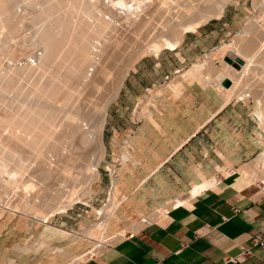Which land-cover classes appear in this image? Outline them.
Masks as SVG:
<instances>
[{"label": "crops", "instance_id": "0c3cea01", "mask_svg": "<svg viewBox=\"0 0 264 264\" xmlns=\"http://www.w3.org/2000/svg\"><path fill=\"white\" fill-rule=\"evenodd\" d=\"M166 49L129 70L108 107L104 142L135 214L173 206L80 264H264V244L253 242L264 237L263 186L237 171L264 149L255 101L226 102L207 79L216 71L186 68L196 52L187 37ZM123 141L134 164L113 161ZM211 177L214 184L192 195Z\"/></svg>", "mask_w": 264, "mask_h": 264}, {"label": "bare ground", "instance_id": "6f19581e", "mask_svg": "<svg viewBox=\"0 0 264 264\" xmlns=\"http://www.w3.org/2000/svg\"><path fill=\"white\" fill-rule=\"evenodd\" d=\"M14 1L15 0H0L1 38L5 35L6 37L8 38L10 37L12 39L14 37L13 34H15L18 30L17 21L14 20L12 15L9 13L10 7ZM144 1L147 2V0H112V3L113 5L126 8L128 10V15H131L144 7V4L146 3ZM213 1L216 3L212 6L213 8L209 6L211 8L210 12H207L209 14L205 13L206 16H202V17L199 16L195 21L183 23L179 25L178 28L172 27L171 36H166L164 33H161L162 31H159V33H156L155 35L150 36L149 34L146 36L147 38H145L144 40L145 42L143 46L140 49H138V52L130 61V63L124 66V70L119 77L118 84L117 85L113 84L112 92L108 93L109 98L108 97L106 98L107 101L104 98L105 99V100L103 99L104 103L101 102L102 104H99V103H95L94 100L91 99L92 105L91 103L89 105H91L92 109L98 111L101 115V118L99 120V125L96 128L90 129L89 127H83V124L81 125V123L77 124L79 120H77L75 117L78 118L77 115L81 114L82 113L81 111H80L81 113L79 114L74 113L76 116H74V114L69 115L70 113L68 114L69 116L67 115L68 121L70 120V122L64 124H68L69 128L72 126L71 122L73 123V125L75 124L74 122H76V124L78 125L77 127V125L75 124L78 130H76L75 128L72 129L73 132L77 131L79 133V135L77 136L78 137L77 139L79 141L77 142L84 143L85 141H88V144L93 145L90 153L91 156L89 157V160L86 163H84V168L82 169V171H79V173L78 172L75 173L78 174V176H76L72 171L74 169L69 170V168L63 165V167L65 168L63 169V171L61 170L62 177H56L55 179L56 182H54L55 184L52 183L53 185L49 186L48 185L49 183L47 185H43V187L46 190H50V193H52L51 191H53L54 194L53 193L52 194L55 197L53 202H46L47 205L46 207H43V204L46 200L37 194L38 184L37 185L35 184L36 181L33 182V180L28 179L29 177L25 178V173L27 172L26 171L27 159L22 158V154L17 151V148L26 145L30 148L33 156L35 157L41 156L42 151L40 149V145L41 143H44L52 133V132L50 133V130L48 129L49 128L51 129L52 121L50 120V118H52L53 115H55L56 110L50 111L48 114V107L41 105V106H36L35 108L27 109L24 112L22 111V113H19L20 111L19 112L17 111L18 112L16 113L17 115L15 113L7 114L1 111L2 113H0V216L3 217L4 214L7 213L6 215L8 216L7 217L8 219L9 217L12 218L11 216H21L24 219H30L36 222L47 223L51 215H53L56 212L63 213L67 211V209L71 207V205L80 201L81 198L85 196L84 194L89 193L92 190L93 184L99 180V176H100L98 165L105 158V154H106L105 145L103 142V129L106 122L108 103H110V101H113V99L116 98L119 89L122 85V82L125 76L127 75L130 67L143 55L145 56L146 54L158 52L163 48H170V49L175 48L178 44L181 43L184 34H186V32L192 31L194 28H196L201 24L203 25V23L209 21L208 19H210L213 16L216 17L221 16L223 14L225 5L229 0H158V5L154 9H152L151 12L149 13L150 16L147 21L149 24L153 22H160L163 27L165 26L170 27V26H174V24H180L181 20H183V18H186L187 15L197 10L200 4L203 3L207 4ZM256 1L258 2L259 5L257 6V8L254 9V13L251 17L245 18L243 20L240 33L237 34L236 39H231L230 41L222 42L219 46L214 47L209 54H204L202 56L204 57L202 61L200 60L189 66V69H193V70H202V69L207 70L211 68L210 67L211 59H213L215 55L216 56L218 55L219 58H221V62L223 65L221 69L216 71L217 73L216 78L210 76L207 77V79L209 81H214L216 83L217 88H219L222 91L221 94H223V97L226 102H229L233 98L244 99V98H249L251 96L250 89L252 85L250 83H247V81H245L244 78L253 74L254 70L256 71V74L258 72L260 73L259 75L257 74L256 76V80L258 81L255 82V86L256 83H259L261 85L260 86L261 90H259L261 91V94L258 95L259 96L258 99L259 101L263 99L262 96L264 95V0L263 3H261L262 0H256ZM97 3L98 0H53L47 6H44L41 9H39L40 13L45 14V17L48 18V20L46 21L47 23H45V25L39 26L40 28L38 27L39 29H37L38 30L36 31L37 33L35 32V34H33V36H31L30 39L27 40L28 42L24 41L23 43L27 45L29 44L30 45L29 47H31L32 44L33 47L34 45L36 46L40 44L43 48V57L41 58L40 63L35 67L14 66V67L6 68L4 66L5 69L2 70V68H4L2 66L1 68L2 72L0 70V81L2 80L1 82H4L2 84L3 86L2 89L5 91L6 89L9 90L10 86L16 88L17 87L16 84H18L19 82L15 84V80L18 81L21 77H24L29 80V78H31L34 74L36 75V73H37L36 78H38V76H42V73H44L43 72L44 69L46 70V67H48L58 57V55L61 52V49L66 44L69 47H68V51L65 53L64 56L69 57L68 58L69 65H68V69L66 70L65 77L67 79L76 77L79 74V71H81L83 65L85 66V64L91 61V50H92V43L94 40L88 38L89 30H93L98 33L104 27L110 25V23L107 22L102 16H98L95 13V10L98 6ZM88 5L92 6L93 11L91 12V14L88 12L89 14H86V18L88 20L90 18H93L92 23L87 22V20H85V18L79 14L81 12H86ZM60 10H61L60 13L53 15L55 12ZM74 11L76 12L75 14H73ZM158 12H161L159 13L161 14L159 15V17H157L158 15H156ZM77 14L79 15L77 16ZM139 17H141V15H139ZM161 17H163V19H161ZM135 23L136 25H141V22L139 21ZM11 39H9V41H11ZM3 40L1 39V41ZM12 40L14 41L11 43H14L15 38H13ZM15 47L16 49H21V50L25 49L23 44L17 46L15 45ZM13 51H15V49L10 51V54L11 53L13 54ZM208 55L210 57L205 58ZM11 56L13 57L14 55ZM229 56L233 60L236 57L241 58L243 60V63L240 65L239 68H236L231 63L227 62L224 59V58H228ZM98 72L101 74V77L109 78L110 71L107 70L106 66H103L102 69ZM197 79L198 78H196V80ZM226 79L230 81V84L228 86H225L223 84V81ZM92 80L90 81L91 83L89 85L93 84L94 87H96L97 89L103 85V84L100 85V83L102 82L101 80H100L101 82H99L98 84H97V81H99L98 79L97 80L95 79L96 81L93 80V83ZM20 81L23 82V79ZM13 82L14 84L12 85ZM83 83L86 84L85 82ZM19 85L21 84L19 83ZM42 86L43 87L40 89V91L41 93H44L45 90H47V88L49 87V85L48 83H46L43 84ZM28 87H32V86H28ZM28 87L25 88L27 89ZM22 88L23 87L19 89L18 86L17 91L14 89L13 91L14 92L16 91L15 94L17 93L18 96V92L19 91L21 92ZM58 89L59 87L57 85L53 86L50 90V96L55 95ZM100 89H102V87ZM155 90L157 91V89ZM10 92L12 93V89L11 91L9 90L8 93ZM71 92H72L71 89L70 90L68 89V91H66L65 94L63 95L60 103L62 104L66 103L68 101V97ZM1 94L3 95V93ZM151 94L153 95V92H151ZM144 101L141 100V102L139 103L144 104L145 107V104L148 101L147 97L146 99H144ZM142 106L143 105H141V109L137 111L138 114H141L140 116L147 114V110L145 108L143 109ZM256 114L258 115L262 124H264V111L259 109L256 111ZM80 118L81 117L79 116L78 119ZM53 119L54 118H52V120ZM80 128L81 130H79ZM85 128L86 129L89 128V131H86ZM5 130L7 131L5 132ZM59 131L58 134L60 133ZM62 132L64 133L63 130ZM77 132L75 133L78 134ZM66 133L68 134L69 131L63 134L65 135V138H67ZM69 136L72 135L69 134ZM56 137L57 138H55V140L58 139V141L56 140L57 143L55 142L54 143L57 144L56 145L57 148L61 145L59 147V149H61V152L56 150V152L54 153L52 151L55 154L54 155L55 159H51V158L48 159L47 163L49 164H51L52 161H55L54 163L56 164V162L60 160L61 156L64 157L65 154L68 151H70L71 146L69 147V142H70L69 140H71L72 137L69 140L66 139L69 142L68 141L64 142L65 139L62 140L63 139L62 138L61 139V142L63 141L62 143L59 140V138L61 137H58L57 135ZM58 142H60L61 144ZM55 144L53 145L52 143L54 147H56ZM127 146L125 147L127 148ZM76 147L78 146H75V150ZM125 147L123 148V152L119 156L118 161L120 163L123 162L125 163L126 160L130 159V161L133 162V159L131 160V153L127 151L128 149L125 150L126 149ZM258 155H260L258 160L256 159L252 162L249 161L239 166L237 168V171L245 175L251 181L253 180V182L254 181L257 182V180L260 181L262 186L264 187V149ZM135 160L136 159H134V161ZM42 162L43 161H40L39 164L37 162L38 164L37 166H41L40 168H42V164H43ZM69 162L71 163L72 161L70 160ZM229 164H227V166ZM48 167L49 165L46 166L45 170ZM40 168L39 170H41V172L39 170L38 171L43 174L42 177L52 174V172H50L49 170H48L49 172H47L43 170V168L42 169ZM37 169L38 167L36 168V171ZM76 171L77 170H75V172ZM115 171L116 169L111 170V174H110L111 186L108 191V196L106 197L107 202L102 207L97 209V213L100 215V221L93 224L89 228L86 229L84 228L81 233L82 236L85 237L88 236V238L89 237L93 238L95 240L94 242L97 243L94 244L95 245L94 248L89 250L90 251L89 253H91V255L96 254L97 252H100L102 249L111 245L112 241H111L110 232H108V228L112 222H116V220H119V218H121V216L123 215L122 212L124 210L122 212L120 211L122 210L128 198L126 197V195L119 194V190H118L119 179L117 178ZM219 171L224 175L228 174L227 170H224L223 168H220ZM42 174L39 175L40 178ZM79 174H81L82 177L79 176ZM58 176H60V174ZM45 178L47 179V177ZM45 178L42 179V182L44 181L43 183H46L45 181L48 180V179L46 180ZM215 180L216 178L211 177L209 179L204 180L202 184L194 186L193 187L194 189H192V195H194L197 191L201 189L203 190V188L215 182ZM39 188H41V186ZM14 197L15 198L17 197L19 201L16 202ZM179 202L180 201H175L174 204L178 205ZM167 205L161 206L160 208L159 207L155 208L156 209L155 211H158L157 215L161 214L165 209H168L169 207L173 206V203L172 205L170 204L171 206L170 205L167 206ZM140 220L143 226L148 221L147 217L145 218V216ZM139 228H141V225H138V228H136L135 230ZM52 249H54V251L60 255L68 256L69 257L68 259L72 260V262H70L69 264L82 263L85 260V256L88 254L86 252L81 255H76V254H70L67 251L60 248L53 247Z\"/></svg>", "mask_w": 264, "mask_h": 264}, {"label": "rangeland", "instance_id": "374dc122", "mask_svg": "<svg viewBox=\"0 0 264 264\" xmlns=\"http://www.w3.org/2000/svg\"><path fill=\"white\" fill-rule=\"evenodd\" d=\"M52 1L53 0H49V1L48 0H15L12 3L9 13L12 15L13 19L17 21L18 30L15 34H13L14 37L12 35V37L15 38L14 43H11L14 41L12 40L13 38L12 39L10 37L8 38L5 35L1 38L0 36V70L2 66L3 67L5 66V62L7 60L17 59L18 57L28 53L30 50L36 47H40L43 50L40 44L36 46L34 45V47L32 44L31 47H29L30 46L29 44L27 45V44H24L23 42L30 39V37L33 36V34H35L36 31H38L37 29L40 28L39 26L45 25V23H47L46 21L48 20V18L45 17V14H41L39 9H41L44 6H47ZM99 1L100 0H98V3ZM215 3L216 2L213 1L207 4H204V3L200 4L198 6V9L195 10L193 13L187 15L186 18H183L180 24H174V26H170V27L169 26L163 27L160 22H153L151 24L147 22L150 16L149 13L151 12L152 9H154L158 5V0H147V2L144 4V7L142 9L135 12L134 14H131L132 22L135 23L139 21L141 22V25L135 24L134 27H132L131 25L130 27H123L118 32H116L115 28H111V25L104 27L98 33L93 30H89L88 38H91L92 40H95L97 37H100L103 34L110 37L108 50L106 52V55L107 56L109 55L110 58L112 59L111 67L107 68V70L110 71L109 78L101 77V74L99 72H95V74H93L90 78L87 77L86 68L90 64V63H87L85 64V66L83 65L81 71H79V74L76 77L67 79L65 77L66 75L65 73H66V70L68 69V65H69L68 58L69 57L64 56V55L68 51L69 46L66 44L61 49V52L58 55V57L48 67H46V70L44 69L43 71L44 73H42V76H38V78H36L37 77L36 76L37 73H36V75L34 74L33 75L34 77L32 76L31 78H29V80L24 77H21L23 79V82L20 81L22 80L21 78L18 81L15 80V84L18 82L21 84V85H19V83L16 84L17 87L19 86V89L23 87L21 89L22 93L19 91L20 93L18 92V96H17V93L15 94V92L17 91V87L15 88V87L10 86L9 90L11 91L12 89V93L11 92L8 93L9 90L6 89L5 91L2 89L3 88L2 84L4 82H1L2 80L0 81V86H1L0 91L1 93H3V95L1 93L0 94L4 96L2 97L0 95L1 97L0 98V113L3 112L7 114L9 113L16 114L19 111H20L19 113H22V111L24 112L27 109L35 108L36 106H41V105L48 107V114L50 111L56 110L55 115H53L52 117L54 119L52 120V118H50V120L52 121V122L50 121L52 123L51 129L50 128L48 129L50 130V133L51 132L52 133L50 137L44 143H41L40 145V149L42 151L41 156H38V157L33 156L30 148L26 145H23L22 147L17 148V151L22 154V158L27 159V170H26L27 172L25 173V178L29 177L28 179L33 180V182L35 181L37 182V183L35 182L36 185L38 184L37 194L46 200L43 204V207L47 206L46 202H53L55 199V197L53 196L54 194L53 191H51L53 194L50 193V190H46L43 187V185H47L48 183H49L48 184L49 186L55 184L54 182H56L55 181L56 177H62L61 170L63 171L65 167L69 168V170L74 169L72 170L74 174L77 172L79 173V171H82V169L84 168V163H86L89 160V157L91 156L90 153H91L93 145L88 144V141H85L84 143L77 142L79 141L77 139L78 138L77 136L79 135V133L75 131V129L78 130L76 128V125L78 123H81V125L83 124V127H89L90 129H94L99 125V120L101 118V115L98 111H95L94 109H92L91 107L92 100H94L95 103H99V104L104 103L103 101L109 96L108 93L112 92L113 84L115 85L118 84L119 77L124 70V66L130 63V61L133 59V57L138 52V49H140L143 46L145 42L144 40L145 38H147L146 37L147 35L149 34L150 36L155 35L156 33H159V31H162L161 33H164L166 36H171L172 27L178 28L179 25L183 23L195 21L197 17L199 16L200 17L206 16L205 13L210 12V9H211L210 7H212ZM261 3H263V0ZM258 5L259 4L256 0H240L239 2L238 0H229L227 1L223 14L221 16L219 17L213 16L210 19H208L209 21L203 23V25L201 24L197 26L196 28H194L193 31L186 32V34H184L183 39L186 37L187 39H190L191 43H193V45L196 48V52L194 54L195 60L189 63L186 66V68L195 62H198L200 60L202 61L204 59V57L202 56L204 54H209L214 46L217 47L222 42H227V41H230L231 39H236L237 34L240 33L243 20L245 18L251 17L254 13V9L257 8ZM20 6H22V9H24L22 14L19 11ZM92 11H93L92 6L88 5L86 12H81L79 14L82 15V17H84L85 20H87V22L92 23L93 18H90L89 20L86 18V14H89V13L91 14ZM60 12L61 10L55 12L53 15H56ZM75 13L76 12L74 11L73 14ZM159 13L161 12H158L156 14L158 15L157 17L161 15ZM79 14H77V16ZM141 14H143L142 18L139 17V15ZM161 19H163V17H161ZM4 37L7 39H5ZM1 39L2 40L4 39L3 41L6 44L3 41H1ZM9 39H11V41H9ZM21 44H23L25 49H22V50L16 49L15 45L17 46ZM10 47L12 50L15 49V51H13V54L12 53L10 54V51H12ZM164 51L166 52L168 51V49L163 48L162 50L158 52H164ZM130 52H132V54H130ZM151 54H154V53H151ZM151 54H146V55H151ZM11 55H14V56L12 57ZM143 56H141L140 58H142ZM209 57L210 56L208 55L205 58H209ZM229 58L231 57L229 56ZM224 59L227 61V58H224ZM136 62L133 63L130 69L134 66ZM222 65L223 64L221 62V58H219L218 55L217 56L215 55V57L211 59V62H210L211 68L207 70L217 71L221 69ZM5 67L2 68V70L5 69ZM257 74L259 75L260 73L258 72ZM257 74H256V71L254 70L253 74L244 78L245 81H247V83H250L253 86V87L251 86V89H250V92H251V96L249 97L250 99L244 98V100L255 101L256 111L259 109L264 111V95L262 96L263 98L262 100L259 101L258 99L259 98L258 95L261 94V91H259L261 90L260 89L261 85L259 83H256V86H255V82L258 81L256 80ZM92 79L93 80L98 79L99 81H97V84L101 81L104 83L101 82L100 85L101 84L103 85L97 89L96 87H94L93 84L89 85ZM93 80H92V83H93ZM83 82H85L86 84H84ZM46 83H48L49 87L47 88V90H45L44 92L45 94H44V93H41L40 89L43 87L42 85ZM13 84L14 82L12 83V85ZM55 85H57L59 89L55 93V95L50 96V90ZM28 86H32V87H28ZM25 87H28V88L26 89ZM101 87L102 89H100ZM13 89L16 91L14 92ZM68 89L69 90L71 89L72 92L70 93L68 97V101L62 104L60 102L62 100L63 95L65 94L66 91H68ZM111 102L112 101L108 103V107L110 106ZM90 103L91 105H89ZM140 104L143 105L142 106L143 109L147 108L146 106L144 107V104L142 103ZM141 105H139L140 109H141ZM74 113L75 114L81 113L84 115H81V114L77 115L78 118L79 116L81 118L78 119L77 117H75L77 120H79V122H77V124L76 122H74L76 125L75 124L73 125V123L71 122L72 126L74 127L71 126L72 128L70 127L71 128L70 129L68 127V124H64V123L70 122V120L68 121L67 115L68 114L71 115ZM75 114L74 116H76ZM136 115L138 118L142 117L140 116L141 114H138L137 111H136ZM73 128H75L74 131L77 132L78 134L73 132L72 130ZM89 128L88 129L85 128V130L89 131ZM62 130L64 131V133L69 131L68 134L66 133L67 138H65V135H63L64 133L62 132ZM79 130H81V128ZM6 131L7 130H5V132ZM58 131L60 132L59 134H62V133L63 134L59 135ZM69 134H71L72 136H69ZM56 135L58 137H61L59 138L60 142L62 138H63L62 140L65 139L64 142L68 141L71 137L73 140L71 139L69 140L70 142L68 141L69 147L70 146L71 147H70V151L66 153L67 155L65 154L64 157L61 156L60 160L57 161L56 164L54 163L55 161H52V163L49 164L47 163L48 162L47 160L50 158L55 159L54 153L56 152V150L61 152V149H59L61 145L57 148L56 146L57 144H55L58 141V139H56L57 141L55 140V138H57ZM104 135H105V125L103 129V142L105 141ZM73 141H76V142H73ZM52 143L53 145L55 144L56 147H54ZM104 145H105L106 154H105V158L103 159V162L99 166V174H100L99 180L93 184L92 190L89 193L84 194L85 196L82 197L81 200L78 201L77 203L71 205V207H69L67 211L63 213L62 212L54 213L53 215L49 217L47 223H41V222H36L30 219H24L21 216H11L12 218L9 217L8 219L7 218L8 216L6 215L7 213H5L3 217L0 216V264H69L70 262H72L71 259H68L69 258L68 256H63V255L56 253L54 249H52L53 247L63 249L70 254H76V255H81L87 252L88 254L85 256V259L88 258L89 255L91 256V253H89L90 252L89 250L94 248L95 246L94 244H97V243L94 242L95 240L93 238H90V237L88 238V236L86 237L82 236L81 233L84 228L85 229L89 228L93 224L100 221V215L97 213V209L102 207L107 202L106 197L108 196V191L111 186L110 184L111 175H109V172L106 169V166L108 165V161H109V157H108L109 152H108L107 145L105 142H104ZM75 146H78L76 147V150H75ZM124 146L126 145L124 144ZM125 150H127V148ZM120 154L121 153L113 157L117 158ZM259 156L260 155H258L256 158H254L250 162L256 159L258 160ZM70 160L72 161L71 163L69 162ZM40 161H43L42 162L44 164V165L42 164L43 170H45L46 166L49 165L48 167L49 169L47 168L45 171L52 172V174L48 173L51 176L47 175V176L42 177L43 174L40 173L41 170H39L41 166H37ZM63 165L65 167H63ZM109 166L111 168V165ZM37 167H38L37 171L38 170L40 171V172L38 171V173L36 171ZM75 170L77 171L75 172ZM39 173L42 174L41 178L39 177L40 175ZM59 174L60 176H58ZM110 174H111V171H110ZM75 175L78 176V174H75ZM79 176H81V174H79ZM45 177H47L48 180ZM43 178L47 180L45 181L46 183H43L44 181L42 182ZM40 186L41 188H39ZM15 200L16 202L19 201L17 197L15 198ZM160 207L161 206H159V208ZM155 210L156 209L154 208L152 211H149V212H138L135 214L133 212L134 210L131 205L124 204L122 210L120 211V212L123 211L122 212L123 215L121 216V218H119V220H116V222H112L108 228V232H110L111 241H112L111 244H114L118 242L119 240H121L127 233L134 232V230L138 228V225H141L142 227L143 225L140 219L143 218L144 216L145 218L147 217L148 221L152 219L151 217L158 216L157 215L158 211H155Z\"/></svg>", "mask_w": 264, "mask_h": 264}, {"label": "built area", "instance_id": "2783aa9c", "mask_svg": "<svg viewBox=\"0 0 264 264\" xmlns=\"http://www.w3.org/2000/svg\"><path fill=\"white\" fill-rule=\"evenodd\" d=\"M24 9H22V6H20L19 11L22 14ZM95 13L98 16H102L107 22L110 23L111 28H115L116 32L121 30L123 27H132L135 26L136 23L132 22L131 15H128V10L121 6L113 5L112 0H100L98 3V6L95 10ZM143 14H141L142 18ZM109 39L110 37L103 34L100 37H97L93 43H92V50H91V61L89 62V66L86 68V74L87 77H91L95 72H98L102 69L103 66H106V68L111 67V58L110 56L106 55V52L108 50L109 45ZM135 48V47H134ZM133 51V50H132ZM132 54V52H130ZM43 57V50L40 47H36L32 50H30L28 53L18 57L14 60H7L5 62V66L7 68L9 67H35L40 63L41 58ZM130 57V56H129ZM86 77V78H87ZM166 79H168V76H166ZM250 99V98H249ZM108 109V108H107ZM126 145L127 143L124 142ZM125 147V146H124ZM121 147L120 151H123ZM128 149V147H127ZM122 153V152H120ZM121 155V154H120ZM119 155V156H120ZM115 158L114 162H119L118 158ZM103 162V160L100 162V164ZM98 165V170L99 166ZM107 171L109 172L112 169H116L115 167L106 166ZM111 179V177H110ZM111 181V180H110ZM264 190V187H262ZM151 221H147L146 224H149ZM145 224V225H146ZM254 244L263 245L264 244V237L261 234H257L253 239Z\"/></svg>", "mask_w": 264, "mask_h": 264}, {"label": "water", "instance_id": "95a60500", "mask_svg": "<svg viewBox=\"0 0 264 264\" xmlns=\"http://www.w3.org/2000/svg\"><path fill=\"white\" fill-rule=\"evenodd\" d=\"M227 61H228L229 63H232V65H233L234 67H237V68H239L240 65L243 63V60H242L241 58H238V57L234 58V60L228 57V58H227ZM223 84H224L225 86H228V85L230 84V81H229L228 79H226V80L223 81Z\"/></svg>", "mask_w": 264, "mask_h": 264}]
</instances>
